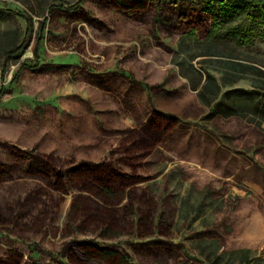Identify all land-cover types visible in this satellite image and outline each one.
<instances>
[{"label": "rangeland", "instance_id": "obj_1", "mask_svg": "<svg viewBox=\"0 0 264 264\" xmlns=\"http://www.w3.org/2000/svg\"><path fill=\"white\" fill-rule=\"evenodd\" d=\"M228 8L0 0V264H264V124L201 102L264 106V27L239 44ZM90 165L120 205L69 216Z\"/></svg>", "mask_w": 264, "mask_h": 264}, {"label": "trees", "instance_id": "obj_2", "mask_svg": "<svg viewBox=\"0 0 264 264\" xmlns=\"http://www.w3.org/2000/svg\"><path fill=\"white\" fill-rule=\"evenodd\" d=\"M235 3V2H234ZM220 5L223 4L227 5L229 10L231 12L230 15L233 14V11L236 13L237 22L235 23L234 19H229L227 22H230L229 29L231 30V35L238 41L239 44L242 43L244 40H250L252 37L253 28L252 25H254L256 18L259 16L260 26L263 25L264 27V8L261 6L252 7V6H240L239 8H235V4H233L232 1L228 0H207V5L209 7H214V5ZM79 6V5H78ZM77 5L71 6L69 8L63 7V6H57V8H51L53 9H59L60 11H68L71 12L72 10L76 9L78 7ZM208 9V8H207ZM12 16H20L17 13H13L8 11ZM219 14L224 17H227L228 15L226 13H222L219 10ZM27 25V31L31 28V20H27L24 17H21ZM216 20V19H215ZM218 20V19H217ZM219 22V21H218ZM216 23V22H215ZM45 28V22H43L40 26V34L43 32ZM264 29V28H262ZM21 45L12 47L8 49L5 53L7 58L9 59H16L18 58L22 53ZM204 95V94H203ZM202 96V98L205 96ZM226 99H229V95H225ZM206 106L210 107L211 105H214L215 116H221L224 119H231L232 117H238L245 123L247 122L250 125H254L256 128H259L262 124H264V106L262 107H251L247 111V106L244 103L236 102L232 103L231 106L224 108V103L216 102L215 100H208V99H202V101ZM238 108V111L236 110ZM66 167V166H65ZM99 168L100 170L103 169L101 166H92L88 168V172L83 173V171H77L74 174H69V176L59 175L57 178L59 191L66 192V189L71 191H81V193L77 194V197L71 199L70 202V208H69V216L73 214L76 209L79 207L77 201L78 200H84L88 202L90 205H95L100 211H104L107 213H113L115 212V208L118 207L120 204V201L116 199L117 197V191L112 190V187H114L113 181L117 178V175H109V171L105 172H98L99 179L93 180L92 176H89V172L91 170H95ZM88 193V194H87ZM100 215V213H98ZM110 256L116 257L117 255L111 254ZM93 257L92 253H87V258L91 260ZM120 264H125L124 259L121 257L119 259ZM110 264V263H108Z\"/></svg>", "mask_w": 264, "mask_h": 264}]
</instances>
